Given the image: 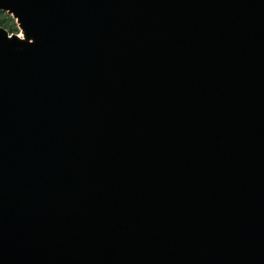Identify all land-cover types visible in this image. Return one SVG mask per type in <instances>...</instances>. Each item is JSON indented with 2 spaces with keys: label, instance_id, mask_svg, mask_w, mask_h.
<instances>
[{
  "label": "water",
  "instance_id": "1",
  "mask_svg": "<svg viewBox=\"0 0 264 264\" xmlns=\"http://www.w3.org/2000/svg\"><path fill=\"white\" fill-rule=\"evenodd\" d=\"M0 11V264H264V0Z\"/></svg>",
  "mask_w": 264,
  "mask_h": 264
},
{
  "label": "trees",
  "instance_id": "2",
  "mask_svg": "<svg viewBox=\"0 0 264 264\" xmlns=\"http://www.w3.org/2000/svg\"><path fill=\"white\" fill-rule=\"evenodd\" d=\"M0 27L8 30L9 33L18 32L13 21L3 12H0Z\"/></svg>",
  "mask_w": 264,
  "mask_h": 264
},
{
  "label": "rangeland",
  "instance_id": "3",
  "mask_svg": "<svg viewBox=\"0 0 264 264\" xmlns=\"http://www.w3.org/2000/svg\"><path fill=\"white\" fill-rule=\"evenodd\" d=\"M14 23L15 27L18 29V32H14V33H10V34H15V35H18V36H22V32L21 30L19 29V27L16 25V22L13 20V18L11 16H9L8 14H6ZM8 31V30H7ZM9 32V31H8Z\"/></svg>",
  "mask_w": 264,
  "mask_h": 264
}]
</instances>
